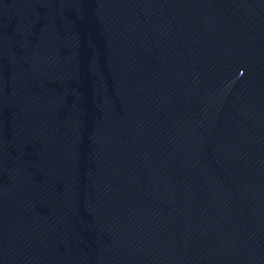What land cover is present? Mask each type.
I'll list each match as a JSON object with an SVG mask.
<instances>
[{"label":"water","instance_id":"obj_1","mask_svg":"<svg viewBox=\"0 0 264 264\" xmlns=\"http://www.w3.org/2000/svg\"><path fill=\"white\" fill-rule=\"evenodd\" d=\"M0 264H264V0H0Z\"/></svg>","mask_w":264,"mask_h":264}]
</instances>
